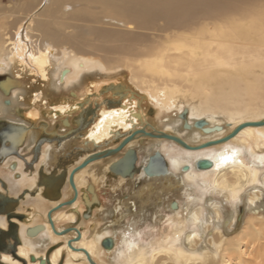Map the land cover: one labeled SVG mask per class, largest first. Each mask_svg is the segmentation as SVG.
Returning a JSON list of instances; mask_svg holds the SVG:
<instances>
[{"label":"bare ground","instance_id":"1","mask_svg":"<svg viewBox=\"0 0 264 264\" xmlns=\"http://www.w3.org/2000/svg\"><path fill=\"white\" fill-rule=\"evenodd\" d=\"M212 1L30 0L24 15L11 22L7 17L17 5L0 8V75L19 81L8 94L0 90V125L8 129L5 137L17 148L13 153L8 147L0 158V195L17 199L15 215H0V230L16 224L18 233L14 251H0L3 264H90L83 250L96 264L205 263L219 250L225 263L227 253H240L238 245L243 239L264 229L259 218L249 217L242 230L230 237L223 239L217 228L220 239L208 240L200 249L197 227L208 229L212 222H221V205L210 203L205 215L201 207L189 208L196 199L202 202L204 197L208 200L207 196H220L218 202L231 206L224 221L231 224L240 202L250 204L253 210L264 207V125H245L224 141L196 149L184 148L167 138L137 135L131 142L142 138L148 152L141 165L159 151L167 162V173L148 176L141 170L132 177H145L147 183H135L136 188L124 197L126 221L118 231L98 229L99 221L88 223L85 230V222H81L80 215L89 200V183L95 197L101 202L106 198L105 192L95 188L92 174L79 179L89 163L73 174L76 194L65 184L70 171L84 158L113 147L116 136L120 141L132 130L162 131L195 146L224 138L240 124L264 119V12L248 10L228 15L224 8L225 13L219 10L223 5L218 11L211 10ZM60 24H80L86 26L80 27L81 31L109 34L119 41V50L84 41L78 49L56 45L63 39ZM104 24L115 29L109 30ZM150 36L158 38L148 41ZM104 60L117 64L108 65ZM122 69L127 72L107 78ZM25 71L31 84L38 83L32 95L29 93L30 98L20 79ZM5 99L9 104L4 103ZM27 101L31 106L22 109L20 106ZM184 108L188 129L183 128L179 117ZM198 119H204L207 127L220 128L204 132L193 126ZM42 132L47 135L41 136ZM39 139L42 141L34 153ZM72 139H78L77 151L72 152L73 156L77 154L78 162L68 161L65 165L60 158V170L56 167L54 175L65 169L66 177L56 200L55 193L40 183V173L49 174L47 166L58 158H54L59 149L55 147ZM116 155L93 162L104 166ZM225 156L233 157L232 161L225 162ZM202 159L210 161V166L197 167ZM155 184L158 189L160 186L159 192L178 188L180 199L164 201L157 195L165 214L160 224L147 233L149 226L140 225L136 205L143 208L149 203L148 196L157 190ZM194 186L199 189L198 197L191 192ZM73 194L71 204L51 213V226L48 211L64 203L59 202L60 198ZM3 205L11 206L9 201ZM109 214L114 217V211L109 210L104 219ZM36 225L43 229L31 235L25 233ZM66 228L71 229L59 233ZM76 232L78 239H74ZM147 234L151 235L148 240ZM105 237L112 239L111 248L101 245ZM109 251L112 259L107 263L103 256Z\"/></svg>","mask_w":264,"mask_h":264},{"label":"rangeland","instance_id":"2","mask_svg":"<svg viewBox=\"0 0 264 264\" xmlns=\"http://www.w3.org/2000/svg\"><path fill=\"white\" fill-rule=\"evenodd\" d=\"M29 2H30V0H0V8H4V7L7 8L10 5H12V6L17 5L16 10L14 12H11L9 14L10 16L7 17L8 22H11V20H13L15 17L18 18L19 16H22V14L24 15V12L27 10V7H29L28 6ZM220 6H222V7H220ZM209 7H211V10H215V11H218L219 7H220L219 10H222L224 8L223 10L226 13H228V15L232 14L234 12L235 13L236 12H244V11H248V10L249 11H256L257 13H259V12H264V0H214L211 2ZM216 7H217V9H216ZM72 9H74V7H72ZM74 14L75 13L73 12V16H74ZM64 22L65 21H62V23H64ZM82 24H84V23H82ZM60 26H61V28H59L60 32H61L60 36H62L63 39L57 40L56 45L66 46L68 48L73 47L74 49H78V46L82 45L83 41H84L85 43L86 42L87 43L92 42V43L96 44L98 47H102L104 49L112 47L113 51L119 50L116 48L117 47L116 45L118 44L119 41L116 40V38L112 37L109 34H106L103 32L102 33H98V32L94 33V32H90V31H88V32L81 31L80 27L86 28V26H83L80 24L79 25H73L72 27H70V26L68 27L67 24L66 25L60 24ZM74 26H76V27H74ZM104 26H106L109 30L115 29V26L113 27L114 29L111 28L110 25L104 24ZM64 31L68 32L69 36H63ZM132 38L135 39V36H132ZM156 38H158V37H155L154 39H156ZM161 38H163V37H161ZM55 39H57V38H55ZM77 39L80 42L77 41ZM154 39H152L150 36L147 40L152 41ZM148 41H147V43H148ZM105 62L108 65H116L117 64L113 60H109L108 61L109 63L107 61H105ZM120 71H122V72L116 73V76H113V77L108 76L107 78L113 79L114 77H118L121 74H124L127 72L126 69H122ZM28 73H29L28 71H25L23 74V78H20V79L24 83L23 85L26 88H28V91H29L28 94L29 93L31 94L33 91H35V89H37L38 83L31 84L30 83L31 78H28V76H27ZM30 94L27 96L28 98H30V96L32 95V94L31 95ZM27 103L22 104L20 107L22 109L29 108V106H31V103H30V101H27ZM149 116H153V112H150ZM27 124H29V123H27ZM34 125H37V124L35 123ZM49 131H51V129H47V132H49ZM54 131L56 133L59 132V131H57V129H55ZM43 133H45V132H42L40 135L41 136L47 135L46 133L45 134H43ZM40 135L38 133H36V136L39 137ZM77 140L72 139L71 141H69L70 143L68 142V144H66V145L55 147L56 149L59 148L60 150L58 149L59 150L57 152L58 154H56L54 157V158H56V156H58V158H56V160L54 159L55 161H52L51 165L47 166L49 171H52V170L56 171V167L58 170H60V167H58L57 165L61 159H62L61 162L62 163L65 162V165L66 164L68 165V163L70 161H71L70 163H73V164L78 162L77 161V159H78L77 154L76 155L74 154V156L72 154V152L77 151V149H75L78 146ZM197 141H202V140L199 139ZM2 144L8 145L9 142L5 138L3 126L0 125V147ZM131 146L135 147L137 150L138 160H136V162L138 163V165L144 163L146 160V156H147L148 152L146 150H144L142 143H140V142L132 143ZM2 157H3V154L0 152V158L2 159ZM35 159L36 158H33L32 160L34 161ZM105 164H106V162H104V166H100V167L94 166V167H92V169L89 172V173H98V172L100 173L102 168H104L103 171H104V173L106 172L107 176L104 175L101 177H97V176L93 175L92 177L95 178L94 180H96L95 181V188L97 189V191H99V193L105 192L106 198L104 200H102V203H100V207L95 208L94 213L91 216H89L88 218H82L81 217V222H83V223L85 222L84 223V225L86 226L85 230H88V223L90 224L92 221L93 222H98V221L101 222V225L98 227V229H101L103 227H107V228H110L113 232L121 229L125 224L126 215H127L125 213V212H127V208L124 205V202H125L124 197L126 195L130 194L131 191L136 188L135 185L137 183L138 184H140L141 182L147 183V179L145 177H142L139 179L136 177L137 178L136 180L132 179V178L127 179V180L126 179L122 180L123 179L122 178L120 180L119 178L114 177L108 171V169L105 167V166H107V164L106 165ZM30 165H31V163H30ZM82 174H84V173H82ZM176 174L178 176L180 173L177 172ZM85 175H86V173H85ZM181 180H182V178H180L179 182H181ZM150 181H153V180H150ZM157 185L155 184V188H154L155 190L157 189L156 192H154L153 194H150V196H148V198H147L149 203L145 204V206L143 208H140L138 203L136 205V209L139 212V216L141 218L139 221L140 225L142 227L145 225L149 226L146 229L147 233L152 230L151 229L152 227H154L155 225L158 226V224H160L158 222L162 219V216H164V214H165V211L162 208V206H161L162 204H160V201L158 200L157 195H158V197H160L161 200H164V201L167 199H170V200L180 199L178 196V193H179L178 188L173 187V189H171L170 191H160L159 192L160 186L158 189ZM154 189H152V191ZM198 191H199V189L196 186L191 187L192 194L197 195V197L200 195V192H198ZM20 197H22V195H20ZM216 197L217 196H213V195H211L209 197L207 196L208 200H206V198L204 197V199H202V202H201V200L196 199L195 200L196 202L194 201V203L189 206L190 209L201 207L202 214L205 215L207 213L208 209L210 208V205H209L210 203H214V205H217V206L219 204L221 205V206H219V207H221L220 213L223 216V219L221 222H216V223L212 222L211 223L212 227L210 226V228H208V229L203 228V227H197V230H198V232H200V234H197L196 239H198V241H199V243H197V246H199L200 249L203 248L204 242H208V240L216 242L220 239L219 234H217V231H216L217 228L221 230V233L223 235L222 238L224 239V237H230L234 234L239 233L242 230V228L244 227V225L247 223V220H249V217L255 216V217L259 218V220H261L260 222L264 223V207L253 210V209H251L250 204L240 202L238 204V207L236 206L235 218L233 219L232 223L231 224L230 223L225 224L224 223V221L226 219L225 213L227 211L231 210V206L228 202H224V201L218 202L220 200V196L218 198H216ZM131 209H133V208L131 207ZM109 210L114 211V217H113V215L109 214L108 218L104 219L106 211H109ZM21 217L22 216H20L19 218H21ZM111 219H116V220L114 222L113 221L111 222L110 221ZM88 221H90V222H88ZM205 225H206V222H205ZM205 225H204V227H205ZM207 225H210V224L207 223ZM258 228H260V226ZM260 231L261 232L258 235L255 234V236H253V235L249 236V238H247L246 240L243 239L244 241L238 245L240 253H238V252L237 253H235V252L227 253V255H229V257L225 258V263L226 264H241V263L242 264H264V229H262ZM150 236L151 235L147 234V236L145 237L146 240L150 239L151 238ZM11 242H12V240H9L7 242L8 245H10ZM208 247L209 246L205 245V248H208ZM14 248L15 247L10 245L9 250H12V249L14 250ZM221 248H222V246H221ZM212 249L214 250L215 247H213ZM9 250L4 251V252H8ZM219 251L217 252V254L215 256H210L211 259L209 258L208 261H206L205 263H200V261H195L192 264H225L223 262V256H222L223 251H220V252ZM111 253H112V251L106 252V254L103 256V259L107 263L111 262V259H112ZM260 256H261V258H260ZM0 264H3V263L0 261Z\"/></svg>","mask_w":264,"mask_h":264},{"label":"water","instance_id":"3","mask_svg":"<svg viewBox=\"0 0 264 264\" xmlns=\"http://www.w3.org/2000/svg\"><path fill=\"white\" fill-rule=\"evenodd\" d=\"M19 85V81L16 79H13L11 77H9L8 75H0V90L4 93V94H8L9 90L11 87L14 86H18ZM121 94V93H119ZM5 104H9V100L5 99L4 100ZM179 117L183 120V128H189L190 125L188 124L186 117H187V109L184 108L182 110V112L179 114ZM206 122L204 119H198L195 120L193 122V126L196 128H200L202 129L204 132H211L213 130H218L220 127L219 126H214V127H207L205 126ZM245 125H252V126H259V125H264V119L262 120H258V121H254V122H246L243 124L238 125L237 127H235L227 136H225L224 138H221L219 140L216 141H206L203 142L201 144L195 145V146H190L189 144H187L185 141H183L180 137L173 135V134H168L162 131H155V130H151V131H145V129H138V130H132L129 131L128 133L122 135L121 140L118 141L119 137L116 136L115 138V142H117V145L114 148H108L106 150L103 151H99V152H94L92 154H90L89 156H87L86 158H84L79 164H77L69 173L68 175V182L70 184V186L73 188V190L75 191V187H74V182H73V174L78 171L81 170L83 167H85L88 163L97 160V159H101L104 157H107L109 155L115 154L117 152H119L127 143H129L130 141H132L133 139L137 138V135H141V136H147V137H161V138H167L170 139L174 142H176L177 144H179L180 146L184 147V148H188V149H196L199 148L200 146H206L209 144H213L216 142H221L224 141L226 139H228L229 137L233 136L237 130H239L240 128H242ZM6 130H8L7 128H3L4 134H6ZM6 136V135H5ZM6 138V137H5ZM7 139V138H6ZM7 141L9 142V145L4 146V144H2V149L3 152L6 154V150L8 147L12 148V152L13 153H17V148L14 146H11V142L9 141V139H7ZM42 140H39L35 147H34V153L38 152L39 149V143ZM142 140L140 139V143ZM136 160H137V155L136 152L132 149V148H127L125 150V152H123V154L115 161H113L109 166H108V170L111 171L112 173H114L115 175H120L122 177H128V178H132L135 174H138L141 170L148 176H155V175H163L167 173V162L164 158V156L159 152V151H155L153 154H151L145 165H136ZM210 161L202 159L199 160L197 162V167L199 168H207L210 166ZM40 183L44 185H46V188H48V190H50L52 193L54 192L55 195H53V199H58L59 198V189L61 187V185L63 184L65 177H66V170L63 169L61 170L60 174H58L57 176L54 175V172H50L49 174H44L43 172L40 173ZM57 193V194H56ZM76 194V191L75 193ZM75 198V195L73 196L72 199L64 202V203H60L57 204L54 208H52L51 210L48 211L47 213V219L48 222L51 224V226H53L52 220H51V213L55 210H58L59 208H61V206H63L64 204H71L73 199ZM7 198L5 195H0V204L5 202V201H16L15 200H11ZM175 202L171 203V206L174 208L175 207ZM10 214L7 212V216H9ZM87 216V213L84 214V217ZM12 226L14 228H12V232L13 234H10L9 236L14 240V243L16 244L18 241V236H17V227L15 224H12ZM10 228V226H9ZM43 229L42 225H36L32 228H27L25 230L26 234H33L34 232H39L40 230ZM71 228H66L65 230H62L61 232H59L60 234H64L65 232H67L68 230H70ZM4 233L3 230H0V251L2 247H5L6 244L4 242V238L5 236L8 234H2ZM77 235L75 236L74 239H78L79 238V234L78 232H76ZM67 244L70 246V240L67 242ZM113 244V241L110 237H105L101 240V245L105 248H111ZM83 252L85 253L87 260L89 261L90 264H96L91 258L90 256L83 250Z\"/></svg>","mask_w":264,"mask_h":264},{"label":"flooded vegetation","instance_id":"4","mask_svg":"<svg viewBox=\"0 0 264 264\" xmlns=\"http://www.w3.org/2000/svg\"><path fill=\"white\" fill-rule=\"evenodd\" d=\"M43 137H41L40 139H42ZM39 139V140H40ZM140 139L142 140L141 142L143 143L144 141H143V139L142 138H138L137 140H134V141H136V142H140ZM131 141L129 142V143H127L119 152H117L116 154V156L115 157H113V159L110 161V162H108L107 163V165L109 166L113 161H115L116 159H118L122 154H123V152H125V149H127V148H132L135 152H136V155H137V150H136V148L135 147H133V146H131ZM130 144V145H129ZM117 145V144H116ZM116 145H114L113 147L111 146V148H114ZM4 146H6V145H4ZM129 146V147H128ZM122 150H123V152H122ZM0 152L3 154V157L6 155L4 152H3V149H2V146L0 147ZM7 153V152H6ZM118 156V157H117ZM138 156V155H137ZM3 157H2V159H3ZM105 158V157H104ZM137 160H138V158H137ZM96 161V160H95ZM92 163H93V161H92ZM89 164H91V163H89ZM88 164V165H89ZM136 165L138 166V163L136 162ZM139 165H141V164H139ZM145 165V164H144ZM143 165V166H144ZM108 166H107V169H108ZM109 171V170H108ZM111 174H113V175H115L114 173H112L111 171H109ZM141 172V171H140ZM76 173V172H75ZM78 173V172H77ZM136 175V174H135ZM134 175V176H135ZM115 176H117V175H115ZM118 176H120V175H118ZM133 176V177H134ZM122 177V176H121ZM122 178H124V179H129L128 177H122ZM74 181V180H73ZM68 184V186L71 188V190L73 191V189H72V187L70 186V184H69V182H68V177H67V179H66V182H65V184ZM64 184V185H65ZM74 184H75V182H74ZM2 185H4V184H2ZM87 187V190H88V193L90 194L89 195V200H88V202H86V207H85V209L82 211V213H81V215H80V217H82V218H88L89 216H91L93 213H94V210H95V208H97V207H100V203H102L97 197H95V195H94V188H93V186L89 183V185H87L86 186ZM75 188H76V186H75ZM76 190H77V188H76ZM62 193V192H61ZM74 193V192H73ZM77 193H78V191H77ZM20 195H22V194H20ZM19 195V196H20ZM74 195V194H73ZM73 195H72V197H68V198H65V199H62V198H60L61 200H59V202H65V201H67V200H69V198L71 199V198H73ZM8 198L9 199H11V200H14L13 199V197H10V196H8ZM77 199V198H76ZM98 200H99V202H98ZM19 201V200H18ZM9 203H10V205L11 206H8L7 207V205H3V203H1L0 204V215L1 214H4L6 217H8L7 216V212L11 215H15V210H16V206H17V202L16 201H14V202H12V201H9ZM14 205H16L15 206V208L13 207ZM63 206H65V205H63ZM62 206V207H63ZM61 207V208H62ZM61 208H59L58 210H60ZM13 210H14V213H12L13 212ZM4 212V213H3ZM87 213V216L86 217H84V214H86ZM16 225V224H15ZM17 227V226H16ZM12 228H14L13 226H12V224L10 225V228L8 227L6 230H4V233H2V234H8V236L6 235L5 236V238H4V242H5V244H6V246L5 247H2L1 248V251H7V250H9V248H10V245H12L13 247H15V243H14V240L9 236L10 234H13V232H12ZM17 229V228H16ZM9 240H12V242H11V244L10 245H8V241ZM11 251H14L13 249L11 250Z\"/></svg>","mask_w":264,"mask_h":264},{"label":"crops","instance_id":"5","mask_svg":"<svg viewBox=\"0 0 264 264\" xmlns=\"http://www.w3.org/2000/svg\"><path fill=\"white\" fill-rule=\"evenodd\" d=\"M57 134L59 135V133H57ZM67 144H68V143H67ZM65 145H66V144H65ZM61 146H62V145H61ZM59 150H60V149H59ZM59 150H58V151H59ZM105 162H106V164L108 163L107 161H105ZM100 165H101V164H98V163L96 164V162H93L92 164H89V165L87 166L88 168L86 167V168L83 170V172H81V173H84V174L81 175V173H79V175H81V176H79V177L81 178V177L85 176V173H86V174L89 173L90 170L92 169V167H94V166H95V167H100ZM101 166H103V164H102ZM105 167L107 168V166H105ZM103 170H104V168H102V170H101L100 173L98 172V173H90V174L95 175V176H97V177H101V176L103 175V173H104ZM102 171H103V172H102ZM50 172H54V173H55L56 171H55V170H52V171H49V173H50ZM105 173H106V172H105ZM77 175H78V174H77ZM56 176H57V175H56ZM79 177H78V178H79ZM80 178H79V179H80ZM79 179H78V180H79Z\"/></svg>","mask_w":264,"mask_h":264},{"label":"snow or ice","instance_id":"6","mask_svg":"<svg viewBox=\"0 0 264 264\" xmlns=\"http://www.w3.org/2000/svg\"><path fill=\"white\" fill-rule=\"evenodd\" d=\"M232 159H233V157H231V156H225V157L223 158V160H224L225 162H231Z\"/></svg>","mask_w":264,"mask_h":264}]
</instances>
